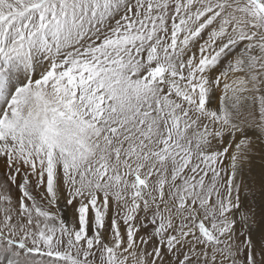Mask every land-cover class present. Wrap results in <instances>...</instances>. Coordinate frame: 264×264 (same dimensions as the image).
<instances>
[{"label":"snow or ice","instance_id":"1","mask_svg":"<svg viewBox=\"0 0 264 264\" xmlns=\"http://www.w3.org/2000/svg\"><path fill=\"white\" fill-rule=\"evenodd\" d=\"M0 264H264V0H0Z\"/></svg>","mask_w":264,"mask_h":264},{"label":"bare ground","instance_id":"2","mask_svg":"<svg viewBox=\"0 0 264 264\" xmlns=\"http://www.w3.org/2000/svg\"><path fill=\"white\" fill-rule=\"evenodd\" d=\"M4 168H3V165L2 163H0V172H3Z\"/></svg>","mask_w":264,"mask_h":264}]
</instances>
